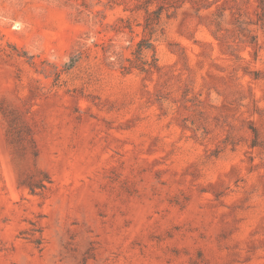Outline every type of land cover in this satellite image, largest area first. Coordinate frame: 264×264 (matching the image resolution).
I'll return each instance as SVG.
<instances>
[{"label": "rangeland", "instance_id": "obj_1", "mask_svg": "<svg viewBox=\"0 0 264 264\" xmlns=\"http://www.w3.org/2000/svg\"><path fill=\"white\" fill-rule=\"evenodd\" d=\"M183 1L124 73L140 0H0V264H264V17Z\"/></svg>", "mask_w": 264, "mask_h": 264}, {"label": "trees", "instance_id": "obj_2", "mask_svg": "<svg viewBox=\"0 0 264 264\" xmlns=\"http://www.w3.org/2000/svg\"><path fill=\"white\" fill-rule=\"evenodd\" d=\"M183 0H140L138 10H142L145 13V19L143 24V32L147 36L137 43L136 50L134 52V59H127V64L122 67L124 73H129L132 69H137L144 73H150L152 70L158 68V59L156 57L155 48L151 42V37L157 30L160 29V23L163 13L168 18L171 12L179 9ZM152 9V7H154ZM258 7L261 9L260 16L264 17V0H258ZM144 51L151 52L150 61H144L142 53ZM78 57H72L68 63L64 65L65 70L71 69L77 62Z\"/></svg>", "mask_w": 264, "mask_h": 264}]
</instances>
